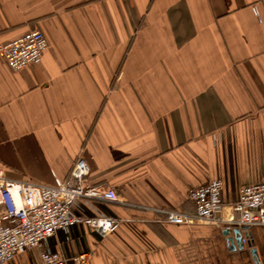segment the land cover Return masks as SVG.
I'll return each instance as SVG.
<instances>
[{
	"label": "crops",
	"instance_id": "obj_1",
	"mask_svg": "<svg viewBox=\"0 0 264 264\" xmlns=\"http://www.w3.org/2000/svg\"><path fill=\"white\" fill-rule=\"evenodd\" d=\"M41 30L40 64L0 56V166L11 180L52 185L79 158L90 184L125 204L83 201L113 216L103 238L80 225L53 250L91 264H264V227L244 251L224 229L164 225L192 213L189 193L221 180L222 201L264 181V0H0V44ZM37 249L11 264H39ZM74 264V263H70Z\"/></svg>",
	"mask_w": 264,
	"mask_h": 264
},
{
	"label": "built area",
	"instance_id": "obj_2",
	"mask_svg": "<svg viewBox=\"0 0 264 264\" xmlns=\"http://www.w3.org/2000/svg\"><path fill=\"white\" fill-rule=\"evenodd\" d=\"M48 45L41 30H32L13 42L0 44V56L13 71L19 72L40 64ZM86 162L79 158L68 178L56 177L52 185L11 180L0 166V264H11L16 255L32 248L39 251V264H91L90 252L69 257L50 245L60 232L71 233L80 225L103 238L115 233L121 225L113 216H84L75 212L82 201L92 210L96 201L126 203L115 189L90 184L91 169ZM222 191V181L211 180L190 191L192 213L159 210L158 222L203 224L231 233L240 229L242 242L246 244L252 228L264 227V181L242 187L238 200L230 205L223 203Z\"/></svg>",
	"mask_w": 264,
	"mask_h": 264
},
{
	"label": "water",
	"instance_id": "obj_3",
	"mask_svg": "<svg viewBox=\"0 0 264 264\" xmlns=\"http://www.w3.org/2000/svg\"><path fill=\"white\" fill-rule=\"evenodd\" d=\"M223 235L226 237L230 250L244 251L247 249L248 245L242 242L243 235L240 229H235L232 233L230 231H225ZM251 255L255 260V264H260L256 249L251 250Z\"/></svg>",
	"mask_w": 264,
	"mask_h": 264
}]
</instances>
